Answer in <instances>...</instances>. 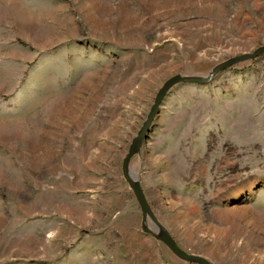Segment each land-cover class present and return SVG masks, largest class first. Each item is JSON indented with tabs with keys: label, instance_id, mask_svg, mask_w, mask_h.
<instances>
[{
	"label": "rangeland",
	"instance_id": "rangeland-1",
	"mask_svg": "<svg viewBox=\"0 0 264 264\" xmlns=\"http://www.w3.org/2000/svg\"><path fill=\"white\" fill-rule=\"evenodd\" d=\"M261 46L264 0H0V264H198L122 161L169 77ZM128 167L187 253L264 264V51L173 83Z\"/></svg>",
	"mask_w": 264,
	"mask_h": 264
},
{
	"label": "water",
	"instance_id": "water-1",
	"mask_svg": "<svg viewBox=\"0 0 264 264\" xmlns=\"http://www.w3.org/2000/svg\"><path fill=\"white\" fill-rule=\"evenodd\" d=\"M263 51H264V46H261V47L256 48L251 53L236 56L234 58H230V59H228L224 62H221L218 65L214 66L208 74H205L203 76H194V75L193 76H191V75L190 76H182L180 74H176V75L169 77L160 86V88H159V90H158V92L154 98V102L151 106V110L148 113V117L146 119L145 126H144L143 130L133 138V140L129 146V149L123 158V161H122L123 173H124L126 179L128 180L129 184L133 188V191L135 192V194H136V196H137V198H138V200H139V202L143 208V213L147 212L153 221V224H152L153 230L150 231V234L159 238L177 257H179L180 259H182L186 262H195L198 264H209L208 261L205 258H203L202 256L187 253L185 250H183L181 247H179L176 244V242L172 239V237L165 231V229L159 225V223L156 221V219L154 218V216L150 212L149 207L146 205L145 201L143 200V197L140 194L139 188L137 186L136 174H134V173L132 174L129 171L128 160L130 159V157L133 155V153L135 151V147H136V143H137L138 139L144 134L145 129H147V126L151 122L153 116L157 113V111L159 109V105L162 101V98H163L165 91L173 83H176V82H204V81L208 80L209 78H211L216 72L224 69L225 67H227V66H229V65H231L237 61L246 59V58H254L255 56H257L259 53H261Z\"/></svg>",
	"mask_w": 264,
	"mask_h": 264
},
{
	"label": "bare ground",
	"instance_id": "bare-ground-1",
	"mask_svg": "<svg viewBox=\"0 0 264 264\" xmlns=\"http://www.w3.org/2000/svg\"><path fill=\"white\" fill-rule=\"evenodd\" d=\"M129 171H130V173L133 174V171H131L130 169H129ZM251 183H252L251 181H247V182L243 183V186H242L243 189L237 190L232 195H230L229 201L236 200V199L240 198L241 196H243V190L248 189V187L251 185ZM223 196H225V195H223ZM234 211H235L234 208H224L222 210V213L227 214V213H233Z\"/></svg>",
	"mask_w": 264,
	"mask_h": 264
}]
</instances>
